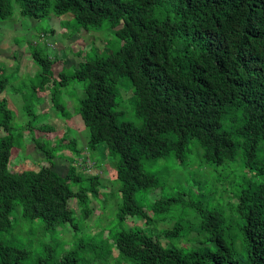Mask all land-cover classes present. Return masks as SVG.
<instances>
[{
    "label": "trees",
    "instance_id": "1",
    "mask_svg": "<svg viewBox=\"0 0 264 264\" xmlns=\"http://www.w3.org/2000/svg\"><path fill=\"white\" fill-rule=\"evenodd\" d=\"M15 5L34 19L71 13L77 28L112 30L119 45L87 38L88 50H71L82 61L54 75L56 58L28 46L40 69V97L59 119L73 116L64 88L83 81L75 113L89 129L85 147L66 131L53 137V112L49 123H37L33 114L15 133V114L0 97V237L11 238H0V264H264V0H0V19L12 17ZM123 79L138 123L119 119ZM7 82L0 80V96ZM22 132L31 133L28 143L43 156L17 158L18 167L14 155L27 147L19 144ZM101 143L119 182L111 196L120 194L117 218L104 227L86 222L99 200L94 170H102L90 154ZM192 151L197 160L187 163L199 168L184 184L187 191L137 196L161 186L145 162L173 156L184 163ZM84 155L93 164L88 175ZM58 156L68 162L64 175L55 169ZM209 165L227 166L239 177L220 179L219 169L217 178H205L201 168L210 172ZM218 182L230 202L223 203ZM142 198L152 202L146 207ZM177 202L187 212H172ZM171 221V228L157 230ZM28 224L34 237L25 241L19 235ZM68 225L71 241L56 236Z\"/></svg>",
    "mask_w": 264,
    "mask_h": 264
},
{
    "label": "rangeland",
    "instance_id": "2",
    "mask_svg": "<svg viewBox=\"0 0 264 264\" xmlns=\"http://www.w3.org/2000/svg\"><path fill=\"white\" fill-rule=\"evenodd\" d=\"M75 29L78 31L75 32ZM79 31L81 33H78ZM93 37L96 38L94 39V43L96 45L103 44L104 41L108 42L109 39L111 40L109 42L112 43L113 46L119 45V42L112 30L105 29L103 31H95L93 29L86 30L81 27L77 28L71 13H66L60 16L50 13L44 18L34 19L27 16H21L18 6L15 5L14 14L12 17L6 18L4 20L0 19V80L5 79L8 81L4 86V90L0 97L6 100L8 108L15 114V118L12 121L14 128H17L14 130L15 133L19 132L18 128L20 125L25 126L24 124L31 119L33 114L37 116L39 115L36 117L37 123L40 121L42 122V120H47L49 123L51 119L49 118L48 114L50 112L54 113V110L52 107H50V101L47 100V97H45L44 100L43 97H40L39 92L42 88L39 86L40 82L37 76V73L40 71V69L30 56V45H37L39 49L50 54L51 57L56 58L54 60L55 65L51 68L52 74L54 75L57 74V71L63 67L67 73L72 71V69L77 66L80 61H82V58L78 55H73L71 50L74 51L78 49L77 47L79 45H81L83 50H88L89 42L86 39ZM119 84L121 98L120 95L117 96V110H122L124 112L122 116H119V119L123 121L130 120L138 123L139 121L136 119L133 113L132 106L130 108L129 99L126 101L133 91L131 88H129L126 79L120 81ZM82 85L83 81L74 80L63 90V98L68 97L67 100H70L68 109L73 113L72 118L65 122V120L59 119L55 113L54 115L57 118H52L54 120V125L56 126V129L52 134L53 137L55 138L62 136L66 131V133L69 135V138L73 139L75 136L78 147H85L86 139L88 138L89 134V129L83 124L82 120H80V115L75 113L77 101L83 97ZM41 101L42 105H40ZM40 109H48L49 112L44 115H40ZM27 110L29 111L28 114ZM22 134L23 139L19 142V144L21 143V145H27V147L26 150H21L19 148L20 155L22 156H19V154L18 156H13L16 159L14 160V163L15 165H18V167H20L21 164L20 160L17 158H22V160H24V157H28L30 155L29 158L31 157L34 159H40L43 156L41 152L37 151L33 143H28L31 138V133L22 132ZM0 135H2V130H0ZM195 155L196 152L192 151L184 163L176 162L173 156L159 159L157 162H152L150 160L145 162L144 170L148 174H155L159 176L161 186L147 190V193H145L146 191H143V193L140 192L141 194L138 193L137 196L139 198L141 195H143V197L146 195V198H151L152 196L155 198L160 196L168 197L170 195L177 194L178 191H187V187L185 188L184 184L188 185V182L186 183V181L189 178L190 180L188 181L193 180V172L199 168L196 163L191 166L192 168L187 163L196 161L197 158ZM90 156H92L94 160L99 161L103 171L96 168L94 170V173L97 171L100 174L101 179L99 200L92 201L91 207L93 212L86 219V222L87 224L90 223V225H93L94 222H102L101 227H104L108 220H110V223L117 218L118 207L116 205V197H118V202H120V194L117 190V195L115 194L116 197L111 196V194L113 193L112 190L114 189V186L116 187L117 185V188L119 187V182L115 179L114 164L112 163V160L109 161L110 156H108L104 143L98 145L97 148L92 151ZM82 158L83 157L80 159L82 160ZM92 158L90 157L89 159ZM84 160L85 162L88 161L87 156L85 155ZM31 162L34 163L33 161ZM237 162L239 163H236V165L240 166V157L237 158ZM55 163V169L62 175L66 174L68 169L67 160L63 156H58L55 159ZM90 164L91 167L86 170L87 175L93 173L92 162H90ZM77 165H79V163H77ZM210 168L212 169L210 172H208L210 170L209 167L201 168V171L204 172L203 176L205 178L209 177V173H211V175L214 177L216 175L214 172H217L219 169H222L219 177L220 179L228 178L230 181L233 180L234 177H239L233 169L227 166L214 168L211 165ZM106 169H108V171H106ZM214 178L217 177L215 176ZM209 181H212V179ZM217 187L218 189L223 188V203L230 202L231 198L227 196V192H224V184L218 182ZM146 198H142L139 200V202L140 204L147 207L148 204L152 202V200H148ZM71 204L73 209L78 211L75 201H71ZM181 206L182 205L177 202L172 212H175L176 214H178L180 210L182 213L187 212L188 209L186 208L185 210V208ZM14 216L15 214L13 217ZM127 223V225H133L132 222ZM172 223L173 221L160 222L157 224L156 228L158 231L159 229L161 230L171 228ZM71 230L72 229L69 225L62 226L60 227L61 235L59 230H57L56 236L60 237L61 239H65L66 241H71ZM88 230L89 232L93 231V229L90 228ZM38 231L39 228L34 230V234L36 235ZM19 236H21L25 241L28 240V237H34L33 232L30 231V224L27 225V233L25 235ZM0 238L5 241L11 239L5 234H2V237ZM181 240L176 242L169 241V243L179 244ZM161 242L163 244H167L168 239L161 236ZM181 244L190 246L189 242L183 240L181 241ZM114 254H116V251ZM25 264H33V261L30 259Z\"/></svg>",
    "mask_w": 264,
    "mask_h": 264
},
{
    "label": "built area",
    "instance_id": "3",
    "mask_svg": "<svg viewBox=\"0 0 264 264\" xmlns=\"http://www.w3.org/2000/svg\"><path fill=\"white\" fill-rule=\"evenodd\" d=\"M85 163H87V167H89L91 165L89 161L88 162H85Z\"/></svg>",
    "mask_w": 264,
    "mask_h": 264
},
{
    "label": "clouds",
    "instance_id": "4",
    "mask_svg": "<svg viewBox=\"0 0 264 264\" xmlns=\"http://www.w3.org/2000/svg\"><path fill=\"white\" fill-rule=\"evenodd\" d=\"M91 167V165L88 167V169ZM92 167H93V164H92Z\"/></svg>",
    "mask_w": 264,
    "mask_h": 264
}]
</instances>
